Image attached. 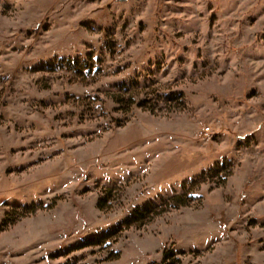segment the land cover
<instances>
[{"label": "rangeland", "instance_id": "1", "mask_svg": "<svg viewBox=\"0 0 264 264\" xmlns=\"http://www.w3.org/2000/svg\"><path fill=\"white\" fill-rule=\"evenodd\" d=\"M0 264H264V0H0Z\"/></svg>", "mask_w": 264, "mask_h": 264}, {"label": "trees", "instance_id": "2", "mask_svg": "<svg viewBox=\"0 0 264 264\" xmlns=\"http://www.w3.org/2000/svg\"><path fill=\"white\" fill-rule=\"evenodd\" d=\"M184 194L175 195L161 203V205L147 204L144 207L137 208L134 213L123 222L116 230L103 233L94 237L88 238L85 245H90L95 242H107L114 243L121 235L128 229L133 227H142L146 225L149 221L153 220L156 216L160 215L162 212L166 211V206H171L172 208H177L181 205L187 204L184 199ZM172 204V205H171ZM100 208L102 207V202L100 203ZM32 210H35L34 208Z\"/></svg>", "mask_w": 264, "mask_h": 264}, {"label": "built area", "instance_id": "3", "mask_svg": "<svg viewBox=\"0 0 264 264\" xmlns=\"http://www.w3.org/2000/svg\"><path fill=\"white\" fill-rule=\"evenodd\" d=\"M210 130V128H207V132Z\"/></svg>", "mask_w": 264, "mask_h": 264}, {"label": "water", "instance_id": "4", "mask_svg": "<svg viewBox=\"0 0 264 264\" xmlns=\"http://www.w3.org/2000/svg\"><path fill=\"white\" fill-rule=\"evenodd\" d=\"M121 1H125V0H121Z\"/></svg>", "mask_w": 264, "mask_h": 264}]
</instances>
